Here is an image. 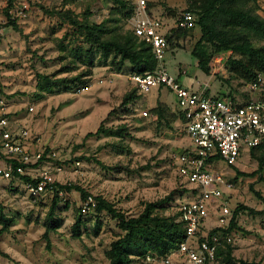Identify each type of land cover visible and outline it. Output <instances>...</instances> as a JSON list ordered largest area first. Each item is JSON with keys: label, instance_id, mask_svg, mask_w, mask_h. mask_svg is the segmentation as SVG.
Segmentation results:
<instances>
[{"label": "rangeland", "instance_id": "obj_1", "mask_svg": "<svg viewBox=\"0 0 264 264\" xmlns=\"http://www.w3.org/2000/svg\"><path fill=\"white\" fill-rule=\"evenodd\" d=\"M27 16L16 20L22 33L12 27L4 28L8 22L3 1L0 0V26L3 35L0 40V86L2 94L11 105L12 116L20 125L27 126L35 146L57 154L65 172L56 174L61 185H72L94 197H101L115 204L128 217L138 216L144 204L157 202L171 193L173 198L160 210L164 216L177 215L182 203L195 198L193 187L182 179L172 158L190 146L183 132L175 96L166 89L161 99L166 102L167 111L159 120L151 110L160 101L157 90L138 98L129 105H123V97L135 88L128 69L122 73L108 63L96 59L93 75L86 79L84 91L55 89L49 94L40 90L39 76L52 80L72 78L78 71L61 73L69 63L60 51L62 37L69 30L58 18L44 13L42 7L53 10L70 9L82 16L89 4L87 0H26ZM91 21L101 23L110 16L113 9L105 0H93ZM136 6L137 0H131ZM151 15L162 23L163 34L172 36L165 57V66L171 76L193 90L207 86L211 96L233 98L242 102L250 98L264 100V91L250 94L247 83L233 77L227 63L212 65V74L207 76L197 65L192 50L201 36L198 26L184 31L179 24L191 0H147ZM259 8L264 17V0L250 3ZM169 10L172 11L171 16ZM131 28L130 22L125 30ZM66 44V43H65ZM230 53V54H229ZM225 61L232 56L229 52ZM161 94V93H160ZM30 107L33 111L30 112ZM149 111L147 119L141 113ZM115 128L126 125L132 138L88 137L101 124ZM77 162L81 165L77 166ZM119 166L120 170L105 169ZM214 168L235 187L225 194V202L234 210L243 205L256 212H264V170L255 177L238 174H252L259 168L258 162L245 152L236 165L224 161L215 163ZM81 192L73 190L69 205L59 204L58 218L62 227L50 236V247L43 238L45 221L52 204V198L41 200L30 198L21 183H0V204L5 214L15 220L10 231L0 238V264H110L106 252L123 232L107 214L96 211L83 217V235H73V225L80 217ZM208 230L217 228V218L207 221ZM234 257L237 260L264 263V213L242 212L238 227L232 232ZM132 264H143V254H149L146 247L141 253L131 251ZM142 254V255H141ZM172 264H187L186 259L172 257ZM214 264H224L217 260Z\"/></svg>", "mask_w": 264, "mask_h": 264}, {"label": "built area", "instance_id": "obj_2", "mask_svg": "<svg viewBox=\"0 0 264 264\" xmlns=\"http://www.w3.org/2000/svg\"><path fill=\"white\" fill-rule=\"evenodd\" d=\"M2 1L11 20H22L27 16L26 0ZM129 22L135 35L152 47L157 62L153 72L133 74L130 80L140 95L147 96L154 89H166L175 96L181 127L190 146L182 153H174L172 158L179 176L196 191L195 198L182 203L177 212V222L183 224L186 234L185 241L167 256L146 255L144 264H172L173 256L186 259L187 264H214L219 248L232 244L234 237L232 233L210 234L213 229L208 230L206 224L213 213L217 228L226 229L230 225L233 211L225 202V194L235 187L214 166L219 161L234 166L245 152L250 153L264 145V100L250 98L242 102L211 96L207 86L195 91L192 89L194 82L186 87L171 76L165 66L169 43L163 34L162 23L151 15L147 0H137ZM179 27L194 29V15L184 12ZM3 31L0 26V40ZM225 55L215 56L212 65H224ZM247 89L252 95L264 91V74L247 83ZM33 110L30 107L29 111ZM149 115V111L141 113L142 119ZM34 139L30 129L12 116L10 102L0 86V183H21L33 200L53 199L55 193L66 200V193L56 186V174L64 173V166L55 163L59 162L55 152L46 154L45 149L35 146ZM23 177L29 180L25 181ZM97 208L98 202L92 195L82 199L79 205L83 216L95 213Z\"/></svg>", "mask_w": 264, "mask_h": 264}, {"label": "trees", "instance_id": "obj_3", "mask_svg": "<svg viewBox=\"0 0 264 264\" xmlns=\"http://www.w3.org/2000/svg\"><path fill=\"white\" fill-rule=\"evenodd\" d=\"M74 1H66L64 6ZM87 1L89 4L82 16L76 15L70 9L54 8L49 10L42 7L44 13L58 18L63 26L69 27L62 37L60 49L62 53L67 54L62 57V60H69V63L62 68L61 73L78 71L75 77L58 80L39 76L38 86L43 92L52 94L57 88L67 92L80 91L86 87V79L93 75L97 57L104 63L111 61V65L118 73L128 69L131 75L146 74L153 72L157 67L152 47L141 41L131 28L125 30V24L130 21L135 11V5L131 0H105L106 3L113 5V9L110 16L101 23L91 21L93 16L91 9L94 1ZM256 2L257 0H191L185 12H191L194 15L195 26H198L201 31V36L192 50V56L197 60L198 68L204 74L211 76V63L215 56L229 52L232 53V56L225 63L233 77L249 83L259 74H264V17L258 13L259 8L250 7V3ZM148 6L150 9L151 6L149 4ZM171 13L172 11L169 10V14L173 16ZM5 27H12L13 30L22 33L16 20L8 18ZM166 38L168 43L172 42V36ZM137 93L136 88L126 93L123 97V105L127 106L135 101L138 98ZM167 109V106L159 103L151 110V113L161 120ZM99 136L118 139L133 137L126 125L108 128L103 123L95 132L87 134V138ZM250 153L251 157L258 162L259 168L252 174L238 172L241 176L255 177L264 170V145L252 149ZM98 163L105 168L102 163ZM105 169L120 170L121 168L114 166ZM23 179L29 180L26 177ZM56 186L66 193V200L63 201L59 198L57 193L52 199L43 235L48 247H50L51 234L57 232L63 225L62 219L58 218L59 204L64 203L68 206L69 195L73 190L80 191L82 199L89 195L72 185L58 183ZM252 191L264 202V199L258 192H255L253 187ZM95 198L98 202V213L107 214L123 232L112 241L110 249L106 252L110 264H132L134 260L131 251L135 250V252L141 253L146 247L149 250V255L167 256L186 239L183 224L177 222L178 214L164 216L160 213V210H164V205L172 200L173 193L157 202L144 204L143 211L134 217H128L118 210L115 204L104 198ZM247 211L251 214L264 213L240 205L234 210L230 225L226 229L215 228L210 234L219 232L231 234L238 227L239 215ZM83 217L86 216L80 213V217L73 225V235L76 238H81L83 235L82 230L85 226ZM14 223L15 220L5 214L4 208L0 204V238L10 231ZM146 255L148 254L142 256L145 258ZM217 260H221L224 264H264L235 259L231 244L219 248L216 255Z\"/></svg>", "mask_w": 264, "mask_h": 264}, {"label": "crops", "instance_id": "obj_4", "mask_svg": "<svg viewBox=\"0 0 264 264\" xmlns=\"http://www.w3.org/2000/svg\"><path fill=\"white\" fill-rule=\"evenodd\" d=\"M157 90V93H158V95L160 96L159 97V99H158V101H160L161 103H163V104H166V102H164L162 99H161V96H162V94H163V92H165L164 90H158V89H156ZM161 93V94H160Z\"/></svg>", "mask_w": 264, "mask_h": 264}]
</instances>
